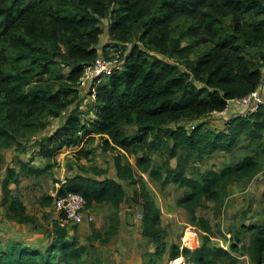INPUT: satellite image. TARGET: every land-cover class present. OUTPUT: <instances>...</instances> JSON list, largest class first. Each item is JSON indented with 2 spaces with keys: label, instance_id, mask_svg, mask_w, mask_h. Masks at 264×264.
Here are the masks:
<instances>
[{
  "label": "trees",
  "instance_id": "trees-1",
  "mask_svg": "<svg viewBox=\"0 0 264 264\" xmlns=\"http://www.w3.org/2000/svg\"><path fill=\"white\" fill-rule=\"evenodd\" d=\"M105 25L115 45L128 43L131 48L124 68L97 85L95 119L86 121L78 82L85 65L100 55ZM263 79L264 0H0V151L15 148L24 153V142L45 130L53 118L63 117L62 124L38 141L39 155L48 162L98 136L101 149L114 153L117 178L135 186L133 202L142 214V233L157 246L141 264H156L154 257L166 251L167 236L161 209L142 174L163 187L173 183L184 188L177 204L210 234L209 221L197 217L196 210L207 201L222 205L231 184L263 170L259 161L245 156L199 177L186 173L193 159L233 152L244 138L261 141L263 107L248 117L229 118L222 131L206 128L205 123L181 125L224 111L229 100L251 94ZM89 154L80 151L76 156ZM155 155L165 157L159 166L154 165ZM128 156L134 157V164ZM3 161L0 152V168ZM50 169L51 165L34 168L20 163L26 177H40ZM79 169L81 173L68 177L58 192L81 194L88 208L112 206L115 216L102 239L108 243L117 234V214L126 191L116 179L86 174L105 176L107 169L96 165ZM12 182L19 184V174L9 167L2 184L5 218L34 224V217L13 194ZM44 200L42 206L54 204L52 196ZM61 222L62 217L53 224L44 250L0 241V264H103L99 259L84 261L89 246L102 235L93 230L90 245H83L69 237ZM243 229L250 238V261L263 264L264 225ZM236 250V245H211L206 238L196 249L173 245L170 260L238 264Z\"/></svg>",
  "mask_w": 264,
  "mask_h": 264
},
{
  "label": "rangeland",
  "instance_id": "rangeland-1",
  "mask_svg": "<svg viewBox=\"0 0 264 264\" xmlns=\"http://www.w3.org/2000/svg\"><path fill=\"white\" fill-rule=\"evenodd\" d=\"M105 23H107L106 20ZM113 42L109 39V33L105 25V33L98 45L99 54L104 51L109 52L110 49L114 48L115 43ZM128 49L130 50V47ZM64 72L67 73L68 69L65 68ZM79 106L82 118L86 121L90 120L93 117V96L89 94L85 98L81 97ZM235 115L238 114L233 109L230 114L225 116L207 115V117L195 119L191 122L184 121L181 125H190L196 122L205 123L206 128L222 131L228 126V119ZM62 122L63 117L59 120H51L45 130L25 141V154L19 152V154L13 156L14 151H10V157L6 155L7 158L13 156L11 168H14L16 173L19 174V182L24 181L22 184L13 185V191L26 206L28 214L34 217L35 223L24 224L21 227L14 221L6 220L5 223H2V220L0 241L5 246L11 242H21L26 246L31 245L33 242H38L36 243L38 245H33L44 250L52 239L49 237V233L52 232L53 224L60 217L56 213L54 205L42 206L41 202H45L44 198L51 197L53 192L60 188L62 180L70 175L81 173L79 166L89 167L96 165L107 169L108 173L105 176H97L87 172L88 176L98 180L106 177L116 179L126 191V199L117 214L119 218L117 234L110 237L108 243L102 242V239L106 237V231L111 226V219L115 216V213L110 204H99L91 208L95 216L93 222H83L81 224L66 223L69 237H76L81 244L89 246V238L92 236L93 230L102 235V238L94 240L84 255V261L87 263L99 259L103 264H141L144 259L149 260L155 254L157 246L142 233V214L133 202L135 186L129 180L120 181L117 178L113 160L114 153L101 149L98 136H95L94 141L89 143L86 141L84 144L86 147L83 151L90 152L88 157L83 156L77 159L76 153H66L65 150L59 152L58 156L50 162L38 156L36 142L38 143L43 136L55 131ZM245 156H251L259 161L263 165V170L252 179H243L231 184L229 186V194L222 205L207 201L196 210L197 217H204L209 221L212 230L210 234L193 222L192 215L177 204L185 192L184 188L173 183L163 187L160 183L150 179L147 174H142L145 187L161 209L162 225L167 231L165 238L166 251L159 258L154 257L156 264H174L177 259L170 260V252L173 245L196 249L204 243L206 238L210 240L211 245L224 248L236 245L237 250L234 255L238 259V264H254L250 261L247 252L250 238L242 230H244V226L250 224L264 225V137L261 141H252L244 138L239 146L230 153L216 152L204 157L202 160L193 159L186 167V173L189 177H199L207 170H221L227 165L236 164ZM128 157L127 159H130L134 164V157ZM164 159L165 157L161 155H155L154 165H161ZM21 162L28 163L34 168H44L47 165H51V169L40 177H26L21 173ZM176 162L175 159L172 161L173 168L176 167ZM2 169L3 165L0 170L2 171ZM37 230L40 232H36ZM175 264L188 263L183 257H180Z\"/></svg>",
  "mask_w": 264,
  "mask_h": 264
},
{
  "label": "built area",
  "instance_id": "built-area-1",
  "mask_svg": "<svg viewBox=\"0 0 264 264\" xmlns=\"http://www.w3.org/2000/svg\"><path fill=\"white\" fill-rule=\"evenodd\" d=\"M129 47L131 48L128 43L116 44L109 52H102L94 62L85 65L78 82L80 97L85 98L89 94L96 97L95 90L102 79L124 68L126 57L130 52ZM261 107L264 108V79L257 90L247 96L229 100L224 111L212 114L225 116L234 109L238 115L248 117L257 113ZM58 189L53 192L52 197L55 211L59 217H62V225L94 221L92 209L87 207L86 200L81 194L69 192L66 195H60Z\"/></svg>",
  "mask_w": 264,
  "mask_h": 264
},
{
  "label": "crops",
  "instance_id": "crops-1",
  "mask_svg": "<svg viewBox=\"0 0 264 264\" xmlns=\"http://www.w3.org/2000/svg\"><path fill=\"white\" fill-rule=\"evenodd\" d=\"M93 99H94V108L92 109V111H93V117L92 118H90V121H92V120H94L95 119V114H94V112H95V109H96V102H95V100H96V98H94L93 97ZM210 115H214V114H210ZM55 119H57V120H59L60 118H53V119H51V120H55ZM86 143V139L85 140H83V142L79 145V146H77V147H72V148H68L67 150L65 149V151H66V153H69V152H74V153H77V151H83V149L86 147V146H84V144ZM36 145H37V147H38V149H36V151L39 153V150H40V146H39V144L36 142ZM36 147V146H35ZM10 151L12 152V151H14L13 152V156L14 155H16V154H19V152L17 153V151L15 150V148L14 149H10V150H2V151H0L2 154H3V158H4V161H3V169H2V171L0 170V227H1V221H2V223H5L6 222V218H5V214H6V209H5V207H3L2 206V199H3V191H2V184H3V181L7 178V169L9 168V167H11V162H12V160H13V156L11 157V158H7V156L8 157H10L9 156V153H10ZM25 154V153H24ZM7 155V156H6ZM6 158H5V157ZM27 156H28V152H27ZM39 157H40V155H38ZM68 177H71V175L70 176H68ZM67 177V178H68ZM66 178V179H67ZM93 178V177H92ZM66 179H64V180H62V182H61V185L63 184V182H65L66 181ZM20 183V182H19ZM22 183H24V181H21V183L20 184H22ZM16 183H14V182H12V183H10V188L12 189V191H13V185H15ZM13 194L15 195V192L13 191ZM9 221V220H8ZM17 223V222H16ZM18 225H21V227H23L24 226V224H20V223H18ZM30 227V226H29ZM36 230V229H35ZM36 232H40V231H36ZM43 240V239H42ZM45 240V239H44ZM36 243H38V242H33V243H31V245H38V244H36Z\"/></svg>",
  "mask_w": 264,
  "mask_h": 264
},
{
  "label": "clouds",
  "instance_id": "clouds-1",
  "mask_svg": "<svg viewBox=\"0 0 264 264\" xmlns=\"http://www.w3.org/2000/svg\"><path fill=\"white\" fill-rule=\"evenodd\" d=\"M96 98V97H95Z\"/></svg>",
  "mask_w": 264,
  "mask_h": 264
}]
</instances>
